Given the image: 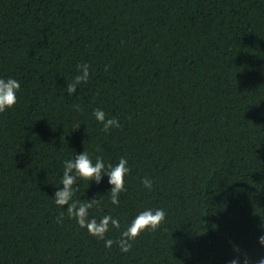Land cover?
<instances>
[{
    "label": "trees",
    "instance_id": "16d2710c",
    "mask_svg": "<svg viewBox=\"0 0 264 264\" xmlns=\"http://www.w3.org/2000/svg\"><path fill=\"white\" fill-rule=\"evenodd\" d=\"M85 62L89 80L69 95ZM9 76L20 88L0 113V264L264 257V0H0ZM96 108L121 126L102 131ZM82 150L131 169L118 205L107 176L77 180L74 198L98 200L90 217L120 220L105 239L145 208L165 210L128 252L59 219L63 161Z\"/></svg>",
    "mask_w": 264,
    "mask_h": 264
},
{
    "label": "clouds",
    "instance_id": "9594fccd",
    "mask_svg": "<svg viewBox=\"0 0 264 264\" xmlns=\"http://www.w3.org/2000/svg\"><path fill=\"white\" fill-rule=\"evenodd\" d=\"M77 68L78 74L66 84V91L69 95L73 94L82 82L86 83L89 80V65L85 62L77 65ZM19 88L20 82L17 79L11 76L0 77V113L16 103V93ZM75 107L80 110L78 105ZM93 116L100 123L101 130L104 132L121 126L117 118L111 116L106 118L105 112L101 108L94 109ZM130 170L128 160L124 156L119 157L118 162L112 164L106 163L99 155L93 162V157L84 150L74 153L72 158L63 161V172L60 179L62 187H56L52 195L53 201L58 207L66 206L60 209L59 219H62L66 212L69 218H74L76 223L81 228H85L90 235L96 237L97 240H103L106 248L115 243L121 252H128L132 247V242L142 231L155 230L161 224L165 218V210L149 207L139 211L120 231L119 237L114 241L111 238L105 239V234L110 227L120 229V220L111 213L101 216L99 220L96 217H90L89 209L98 204V200H81L74 197L79 188L78 178L87 182L99 183L102 176H107V184L110 185L107 190L110 193L109 199L113 205H118L120 193L126 191L125 177ZM141 183L146 189L151 190L153 183L151 178L144 177L141 179ZM260 227L261 234L257 240L261 246H264V223ZM227 264H264V257L252 261L246 255L234 256L227 261Z\"/></svg>",
    "mask_w": 264,
    "mask_h": 264
}]
</instances>
